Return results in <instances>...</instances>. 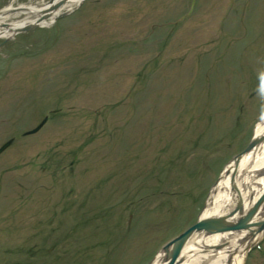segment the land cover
Segmentation results:
<instances>
[{
	"label": "rangeland",
	"instance_id": "1",
	"mask_svg": "<svg viewBox=\"0 0 264 264\" xmlns=\"http://www.w3.org/2000/svg\"><path fill=\"white\" fill-rule=\"evenodd\" d=\"M263 83L264 0H84L13 36L0 49V146L13 139L0 264L32 247L50 250L32 264H145L253 135Z\"/></svg>",
	"mask_w": 264,
	"mask_h": 264
},
{
	"label": "bare ground",
	"instance_id": "2",
	"mask_svg": "<svg viewBox=\"0 0 264 264\" xmlns=\"http://www.w3.org/2000/svg\"><path fill=\"white\" fill-rule=\"evenodd\" d=\"M79 2L67 0L63 9L73 8ZM38 10L29 6L23 14H31L33 18ZM4 19L0 17V23ZM24 22L25 19L14 22L10 27L14 29ZM9 35V30L0 28V37ZM254 132L249 144L228 162L222 180L210 190L206 204L198 214V225L176 237L177 242L175 239L168 242L170 245L167 244L149 264L243 263L245 251L250 246L246 243V235H253L257 242L264 235L261 229L264 224V118L257 122ZM206 221L211 224L210 228ZM238 224L243 229H237Z\"/></svg>",
	"mask_w": 264,
	"mask_h": 264
},
{
	"label": "water",
	"instance_id": "3",
	"mask_svg": "<svg viewBox=\"0 0 264 264\" xmlns=\"http://www.w3.org/2000/svg\"><path fill=\"white\" fill-rule=\"evenodd\" d=\"M55 7H56V6H55ZM53 8H54V7H53ZM248 148H249V147H248ZM208 223H209V222H208ZM197 225H198V224H196V226H197ZM206 225H207L209 228H210V226H211L210 223L207 224V221H206ZM209 225H210V226H209ZM220 227H221V226H220ZM235 227H236L237 229H243L242 226L239 225V224L236 225ZM193 228H194V227H192V229H193ZM204 228H206V227H204ZM261 229H264V224H263V226L261 227ZM248 236H251V238L254 237L253 235H248ZM175 241L177 242V238L175 239ZM168 245H170V243H169ZM168 245H167V246H168ZM167 246H166V247H167ZM164 248H165V247H164Z\"/></svg>",
	"mask_w": 264,
	"mask_h": 264
}]
</instances>
